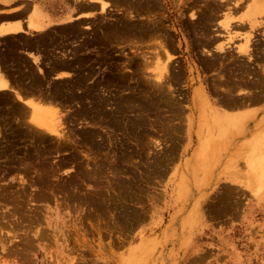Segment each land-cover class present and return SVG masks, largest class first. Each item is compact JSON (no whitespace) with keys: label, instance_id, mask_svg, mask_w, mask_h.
Segmentation results:
<instances>
[{"label":"rangeland","instance_id":"obj_1","mask_svg":"<svg viewBox=\"0 0 264 264\" xmlns=\"http://www.w3.org/2000/svg\"><path fill=\"white\" fill-rule=\"evenodd\" d=\"M217 1L105 0L106 10L108 9L105 14L101 15L95 10L96 14L89 17L91 14L83 13L78 18L88 16L90 19H77L73 23L56 25L30 39L15 38L7 42L5 55L10 68L13 66L11 71L15 74L14 79L18 84L16 86L22 91L33 87L38 88L37 90L40 88L43 93H52V97L57 100L50 99L51 102L48 100L49 102L41 103L63 111L62 114L66 117L64 126L69 132H66V137L59 139L50 136V139L47 134L45 136L30 131L25 121L16 120L21 117V103L13 98L15 96L11 97L13 92H0V193H3L0 194V264H264V163L251 166L247 162L249 157L261 155L259 153L264 148V139L261 138L263 143L260 146V140L247 146L257 138L253 136L254 138L250 137L249 140L242 137L243 134L216 135L203 132L205 130L199 133L192 130L214 123L211 122L210 116H204L203 109L207 110V107L201 101L198 91L201 87L212 101H226L230 94L238 97L234 89L237 90L236 86L243 81L250 85L256 83V89L251 90L264 95V24L256 27L250 60L243 54H237L235 50V46L242 42V36L233 38L231 42L227 41V53H217L213 50L215 42L224 40L226 32L220 25L216 26V20L225 18L222 13L225 12L224 8L229 0H220L222 3ZM112 4L117 6L114 8ZM189 10L190 13L191 10L196 13L194 18L187 15ZM218 10L221 13L219 18ZM231 11L238 24L241 18L245 19L243 7L238 6ZM127 13L132 14L129 16L131 18ZM149 20L154 21L150 23ZM235 21L232 25L235 29H240L239 33L247 29L244 24L236 26ZM134 23L145 28V31L134 30ZM154 33L160 41L153 37ZM147 36L150 37L147 39ZM132 37L136 40H132ZM145 39L150 43L145 44ZM152 39H156L155 42L158 43L162 41L174 56L170 63V75L163 86L153 84L155 82L140 62L141 50L145 52L143 54L150 55V50L153 51L154 47V51L161 49L160 43H155ZM142 41L144 45H140ZM27 42L35 43L38 47V54L29 52L28 55H39L41 71L32 59L22 57L21 51ZM150 45L152 48L149 49L147 46ZM130 46H134L135 50ZM129 48L133 52L137 51L134 53L138 56L129 52ZM137 48L141 50L138 51ZM201 49L204 51L201 52ZM24 62H27V66ZM116 62L118 63L115 64ZM63 63L70 66L66 68L71 73V76H68L70 78L54 76L59 65ZM119 66H124L123 72L122 68H117ZM1 71L0 75L3 77ZM142 75H147L149 80L141 77ZM216 81L220 84H215ZM26 84L33 86L28 87ZM169 84L170 88L167 87ZM221 104L224 105L223 102ZM250 105L246 106L252 107L251 111L248 110L250 113L253 108L254 111L257 110L258 106ZM259 108L261 109V106ZM259 108L256 115L261 111ZM175 112L180 115L175 116ZM245 118L250 127L251 120L255 117ZM94 123H98L97 126ZM226 123L224 122V125ZM185 127L190 129L186 128L185 131ZM19 178H24V182L18 181ZM19 182L23 183L22 186ZM69 185L71 186L68 187ZM75 186L77 189H74ZM15 193L17 195H14ZM90 201H93L92 204ZM92 210H95L96 214ZM25 228H28V231ZM39 231L38 235L43 233L41 237L36 234ZM36 235L41 240L38 241L37 238V241H34ZM5 237H10L13 241L10 242ZM43 237L45 238L42 239Z\"/></svg>","mask_w":264,"mask_h":264},{"label":"bare ground","instance_id":"obj_2","mask_svg":"<svg viewBox=\"0 0 264 264\" xmlns=\"http://www.w3.org/2000/svg\"><path fill=\"white\" fill-rule=\"evenodd\" d=\"M62 1V0H61ZM77 1H85V2H88V3H93V5H92V7H94L93 9H88V10H80L78 13H76V14H74V15H71V14H68L67 15V17L65 18V24L67 23H73L74 21H76L77 19H79L78 17H79V15H82L83 13L84 14H86V13H89V14H91V16L93 15H95L96 14V12H95V10L98 12V13H101V15H102V13H104V12H108L107 10H106V3H105V0H99V1H90V0H77ZM185 1V0H184ZM195 1V0H194ZM220 0H218L217 1V3L219 2ZM225 1H227V0H225ZM107 2V1H106ZM159 2V1H158ZM171 2H173V1H171ZM193 2V1H192ZM205 2V1H204ZM221 2V1H220ZM222 2H223V0H222ZM221 2V3H222ZM227 2H229V3H227L226 4V8H224L225 9V12L224 11H222V12H224V13H222L223 15L225 14V18L224 19H217L216 20V26L217 25H220L224 30H225V32H226V37H225V39L224 40H219V41H217V42H215V46L212 44V47L214 46L215 48H213V50L214 51H217V53L218 52H226L227 50H229V48H226L227 47V44H228V42H231V40H234L233 38H236V37H239V36H242L243 38H242V42L241 43H239V44H237L236 46H235V50H236V52H237V54L239 53V54H243L244 56H246L247 57V59H251L252 58V50H253V47H252V45H253V41H255V35L256 34H254L255 33V31H256V27H258V26H261L262 24H264V20H262V18L264 17V0H229V1H227ZM73 3V2H72ZM76 3V2H75ZM98 5V7H96V4ZM161 3H163V2H161ZM174 3V2H173ZM214 3V2H213ZM23 4V3H22ZM78 4V3H77ZM115 4V3H114ZM131 4V3H130ZM133 4V3H132ZM184 4V3H183ZM204 4H206V3H204ZM220 4V3H219ZM223 4H225V3H223ZM65 5V4H64ZM70 4H68V6H69ZM113 5V4H112ZM149 5V4H148ZM201 5V4H200ZM66 6V5H65ZM71 6H72V4H71ZM114 6V5H113ZM117 6V5H116ZM116 6H114V8L116 7ZM174 6V5H173ZM185 6H186V4H185ZM202 6V5H201ZM238 6H241V7H243V9L245 10V15H244V17H245V19H243V18H241V20L239 21V24H238V22L237 21H235V19H234V17H233V13H232V9L233 8H236V7H238ZM75 7V6H74ZM175 7V6H174ZM184 7V6H183ZM189 7V6H188ZM187 7V8H188ZM223 7H225V6H223ZM107 8H109V7H107ZM118 8L120 9V7L118 6ZM186 8V7H185ZM195 8H197V6L195 7ZM207 8V7H206ZM216 8V7H215ZM219 8H220V6H219ZM127 9V8H126ZM135 9V8H134ZM183 9V8H182ZM193 9H194V7H193ZM201 9V8H200ZM131 10V9H130ZM167 10V9H166ZM179 10H180V8H179ZM188 10V9H187ZM199 10V9H198ZM213 10V9H212ZM217 10V9H216ZM117 11V10H116ZM115 11V12H116ZM119 11V10H118ZM208 11V10H207ZM75 12V11H74ZM112 12V11H111ZM155 12V11H154ZM209 12H211V11H209ZM69 13V12H68ZM98 13H97V15H98ZM121 13V12H120ZM132 13V12H131ZM130 13V14H131ZM146 13V12H145ZM144 13V14H145ZM149 13V12H148ZM153 13V12H152ZM169 13V12H168ZM220 12H219V10H218V14H219ZM105 14V13H104ZM123 14V13H122ZM121 14V15H122ZM124 14H125V12H124ZM123 14V15H124ZM128 15V13H127V15H128V17L129 16H131V15ZM140 14V13H139ZM162 14H163V12H162ZM195 12H193V10H191V13H190V10L188 11V14L187 15H189V17L190 18H194V16H195ZM215 14H217V13H215ZM86 15H88V14H86ZM178 15V14H177ZM221 15V13L218 15V18H219V16ZM50 16V15H49ZM54 16V15H53ZM108 16V15H107ZM106 16V17H107ZM146 16V15H145ZM159 16V15H158ZM234 16H236V15H234ZM31 17V16H30ZM86 17H88V16H86ZM110 17V16H109ZM163 17V16H162ZM184 17V16H183ZM208 17V16H207ZM206 17V18H207ZM223 17V16H222ZM222 17H220V18H222ZM29 18V17H28ZM27 18V19H28ZM85 18V17H84ZM129 18H131V17H129ZM133 18V17H132ZM164 18V17H163ZM82 19V18H81ZM90 19V18H89ZM96 19V18H95ZM115 19V18H114ZM165 19H166V15H165ZM173 19V18H172ZM198 19V18H197ZM209 19V18H208ZM238 19V18H237ZM264 19V18H263ZM102 20H104V19H102ZM112 20H113V18H112ZM132 20V19H131ZM134 20V19H133ZM147 20H148V18H147ZM205 20V19H204ZM236 22L235 23V25L237 26V25H240V24H244V25H246V27H247V29L244 31H242L241 30V33H239L240 32V29L238 30V29H235L234 28V25H232V22H233V24H234V21ZM82 21V20H81ZM152 21H154V20H152ZM151 21V22H152ZM173 21V20H172ZM198 21V20H197ZM200 21V20H199ZM207 21H209V20H207ZM83 22V21H82ZM135 22V21H134ZM149 22H150V20H149ZM150 22V23H151ZM84 23V22H83ZM174 23V22H173ZM209 23V22H208ZM6 24V23H5ZM21 24V23H20ZM19 23H16V25L15 26H12V24H10L12 27H5L6 29L4 30V31H10V33L12 32V33H19V32H21V31H24L25 32V29L22 27V25H20ZM77 24H79V23H77ZM141 24H143V23H141ZM149 24V23H148ZM9 25V24H8ZM8 25H6V26H8ZM27 26H28V30H27V28H26V35L28 34V32H29V34H30V31L29 30H33V31H43L44 29V26L42 25H40L39 23H38V21H34L33 19H28V22H27V24H26ZM70 26V25H69ZM97 26V25H96ZM150 26V25H149ZM167 26V25H166ZM172 26V25H171ZM32 27V28H31ZM53 27V26H52ZM163 27V26H162ZM168 27V26H167ZM174 27V26H173ZM221 27H219V28H221ZM240 27V26H239ZM95 28V27H94ZM132 28H134V30H136V31H140V32H144L145 31V28H142V27H138L137 26V23H134V24H132ZM165 28V27H164ZM168 28H170V27H168ZM241 28V27H240ZM0 29H4L3 27H0ZM116 29V28H115ZM158 29V28H157ZM182 29V28H181ZM185 29V28H184ZM187 29V28H186ZM217 29V28H216ZM49 30V29H48ZM211 30V29H210ZM213 30V29H212ZM215 30V29H214ZM78 31V30H77ZM155 31V30H154ZM176 31V30H175ZM216 31V30H215ZM2 32V30H0V33ZM45 32V31H44ZM55 32V31H54ZM59 32V31H58ZM75 32V31H74ZM92 32H94V31H92ZM99 32V31H98ZM106 32V31H105ZM114 32V31H113ZM149 32V31H148ZM202 32V31H201ZM36 33V32H35ZM70 33V32H69ZM112 33V32H111ZM157 33H158V31H157ZM162 33V32H161ZM198 33V32H197ZM219 33V32H218ZM74 34V33H73ZM110 34V33H109ZM123 34V33H122ZM149 34V33H148ZM151 34V33H150ZM196 34V33H195ZM207 34V33H206ZM213 34V33H212ZM217 34V33H216ZM215 34V35H216ZM22 35V34H21ZM32 34H30L29 36H31ZM101 35V34H100ZM115 35V34H114ZM154 35H155V33H154ZM165 35V34H164ZM211 35V34H210ZM218 35V34H217ZM44 36V35H43ZM48 36V35H47ZM104 36V35H103ZM122 36V35H121ZM151 36V35H150ZM149 36V37H150ZM152 36H153V34H152ZM152 36L150 37V39L152 38ZM169 36V35H168ZM220 35H218V37H219ZM113 37V36H112ZM124 37V36H123ZM148 36L146 37L147 39L149 38ZM153 37H156V35L155 36H153ZM189 37V36H188ZM54 38V37H53ZM125 39H126V37H124ZM158 38H161V36L159 37L158 36ZM163 38V37H162ZM170 38V37H169ZM187 38V37H186ZM212 38V37H211ZM129 39V38H128ZM139 39V38H138ZM143 39V38H142ZM156 39H157V37H156ZM156 39H152L154 42L156 41ZM208 39V38H207ZM215 39V38H214ZM15 40V39H14ZM20 40V39H19ZM35 40V39H34ZM38 40V39H37ZM127 40V39H126ZM130 40V39H129ZM132 40H136V39H134V37H132ZM171 40V39H170ZM21 41V40H20ZM33 41V40H32ZM54 41V40H53ZM131 41V40H130ZM138 41V40H137ZM136 41V43L138 44V42ZM139 41H141V40H139ZM145 41H147V42H145V44L146 43H150V41H148V40H146L145 39ZM157 41H160V39L158 40L157 39ZM207 41V40H206ZM228 41V42H227ZM115 42H117V41H115ZM115 42H113V43H115ZM153 42V43H154ZM9 43V42H8ZM52 43V42H51ZM56 43V42H55ZM135 43V42H134ZM133 43V44H134ZM136 43L134 44L135 45V47H136ZM155 43H158V42H155ZM154 43V44H155ZM160 43V47H161V49L159 48V51H158V48H157V52L156 51H154V49H155V47H154V49H153V51H152V49L150 50L151 52V54L150 55H145V54H143V53H145V52H143L141 49H138V51H140L141 50V52H140V54H142V58H141V55H139L140 56V62H141V65H142V67H143V69L145 70V72L147 73V71L149 72V74H150V76L152 77L151 79H152V81L153 82H155V83H153L152 81V83L153 84H156L157 86H163V83L164 82H167V78L169 77V69H170V63H171V61H172V59H173V54L172 53H170L168 50L169 49H167L162 43V41L161 42H159ZM158 43V44H159ZM165 43H166V40H165ZM214 43V42H213ZM234 43V42H233ZM21 44V43H20ZM35 44V43H34ZM132 44V43H131ZM144 45V43H143V41L141 42V44L140 45ZM167 44V43H166ZM207 44H208V42H207ZM206 44V45H207ZM42 45V44H41ZM54 45V44H53ZM80 45V44H79ZM78 45V46H79ZM94 45V44H93ZM110 45V44H109ZM115 45V44H114ZM140 45H138V46H140ZM148 45V44H147ZM176 45V44H175ZM27 46V45H26ZM83 46V45H82ZM103 46V45H102ZM128 46V45H127ZM146 46V45H145ZM152 45H150V46H147L148 48L150 47V48H152L151 47ZM203 46V45H202ZM202 46H200L201 48H203ZM21 47V46H20ZM37 47V46H36ZM44 47V46H43ZM90 47V46H89ZM124 47V46H123ZM135 47L134 46H130V48L132 49V48H134L133 50H135ZM34 48H35V46H34ZM82 48V47H81ZM129 48V49H130ZM149 48V49H150ZM205 48V47H204ZM83 49V48H82ZM81 49V50H82ZM92 49V48H91ZM131 49H130V51L129 52H133V51H131ZM142 49H143V47H142ZM145 49V48H144ZM200 49V48H199ZM198 49V50H199ZM26 50V49H25ZM32 50V49H31ZM37 50V49H36ZM45 50V49H44ZM111 50V49H110ZM119 50V49H118ZM122 50V49H121ZM126 50V51H127ZM145 50H147V48L145 49ZM189 50V49H188ZM204 51V49H201L200 51L201 52H203ZM208 50V49H207ZM235 50H234V53H235ZM12 52H14L13 51V49L11 50ZM24 51V50H23ZM28 51V50H27ZM33 51V50H32ZM38 51L39 50H37V54H38ZM123 51V50H122ZM206 51V50H205ZM261 51V50H260ZM22 52V51H21ZM30 52V51H29ZM75 52V51H74ZM77 52V51H76ZM93 52H95V51H93ZM102 52V51H101ZM114 52V51H113ZM134 52H137V51H134ZM133 52V53H134ZM146 52H148V51H146ZM153 52H154V54H153ZM175 52V51H174ZM190 52V51H189ZM206 52H208V51H206ZM210 52V51H209ZM208 52V53H209ZM15 53V52H14ZM24 53V52H23ZM125 53V52H124ZM191 53V52H190ZM208 53H206V54H208ZM211 53V52H210ZM209 53V54H210ZM227 53V52H226ZM229 53H230V51H229ZM263 53V52H262ZM17 54V53H16ZM37 54H31V55H33L32 57H31V59H32V62H34L35 64H36V67H37V69L38 70H42L41 69V67L39 66V64L41 63V61H40V57H39V55H37ZM48 54V53H47ZM67 54V53H66ZM74 54V53H73ZM101 54H103V53H101ZM105 54V53H104ZM119 54H121V53H119ZM123 54V53H122ZM121 54V55H122ZM135 54V53H134ZM203 54V53H202ZM208 54V55H209ZM61 55H63V54H61ZM109 55V54H108ZM125 55H127V54H125ZM133 55V54H132ZM131 55V56H132ZM135 55H137L138 56V54L136 53ZM195 55H197V54H195ZM221 55V54H220ZM264 55V54H263ZM262 55V56H263ZM16 56V55H15ZM14 56V57H15ZM23 57V56H22ZM48 57V56H47ZM50 57H51V55H50ZM62 57V56H61ZM85 57H86V55H85ZM104 57V56H103ZM102 57V58H103ZM129 57V56H128ZM216 57V56H215ZM219 57V56H218ZM230 57V56H229ZM16 58V57H15ZM67 58V57H66ZM82 58V57H81ZM96 58H98V57H96ZM211 58H214V57H211ZM223 58V57H222ZM91 59V58H90ZM126 59V58H125ZM141 59H142V61H141ZM218 59V58H217ZM221 59V58H220ZM230 59V58H229ZM21 60V59H20ZM49 60V59H48ZM62 60H64V59H62ZM69 60V59H68ZM120 60V59H119ZM177 60V59H176ZM228 60V59H227ZM110 61V60H109ZM218 61V60H217ZM236 61V60H235ZM238 61V60H237ZM242 61V60H241ZM5 62V61H4ZM9 62V61H8ZM15 62V61H14ZM74 62V61H73ZM82 62V61H81ZM84 62V61H83ZM121 62V61H120ZM126 62H128V61H126ZM131 62V61H130ZM130 62H128V63H130ZM176 62V61H175ZM174 62V63H175ZM199 62V61H198ZM222 62V61H221ZM12 63V62H11ZM25 63V62H24ZM27 63V62H26ZM26 63H25V65H26ZM45 63H46V61H45ZM118 62H116L115 64H117ZM212 63V62H211ZM236 63V62H235ZM241 63V62H240ZM47 64V63H46ZM123 64V63H122ZM122 64H120V65H122ZM125 64V63H124ZM202 64V63H201ZM234 64V63H233ZM233 64H232V66H233ZM250 63L248 62V65H249ZM253 64V63H252ZM259 64V63H258ZM257 63H256V65H258ZM29 65V64H28ZM31 65V64H30ZM51 65V64H50ZM54 65V64H53ZM111 65V64H110ZM127 65V64H126ZM125 65V66H126ZM135 65V64H134ZM172 65V64H171ZM202 65H204V64H202ZM209 65V64H208ZM234 65H237V64H234ZM246 65V64H245ZM11 66V65H10ZM22 66V65H21ZM27 66V65H26ZM46 66V65H45ZM77 66V65H76ZM83 66V65H82ZM91 66V65H90ZM116 66V65H115ZM179 66V65H178ZM237 66H239V65H237ZM236 66V67H237ZM252 66V65H251ZM1 67V66H0ZM57 67V66H56ZM68 66H67V64H65V63H63L61 66L59 65V69L58 70H56L55 71V73H54V76L56 77V76H59V78H64V77H68V76H71V73H70V71H68L66 68H67ZM70 67V66H69ZM68 67V68H69ZM105 67V66H104ZM122 67H124V66H122ZM121 66H119V67H117V68H122ZM135 67V66H134ZM137 67H139V66H137ZM206 67V66H205ZM207 67H209V66H207ZM211 67V66H210ZM214 67V66H213ZM228 67V66H227ZM231 67V66H230ZM233 67H235V66H233ZM11 68H13V66L11 67ZM21 68V67H20ZM74 68V67H73ZM88 68V67H87ZM127 68V70H128V67H126ZM125 68V69H126ZM198 68V67H197ZM218 68V67H217ZM226 68V67H225ZM238 68V67H237ZM241 68V67H240ZM261 68V67H260ZM264 68V67H263ZM262 68V69H263ZM76 69V68H75ZM92 69V68H91ZM97 69V68H96ZM113 69V68H112ZM136 69V68H135ZM178 69V68H177ZM212 69H214V68H212ZM220 69V68H219ZM4 70V69H3ZM80 70V69H79ZM120 70V69H119ZM123 70V68L121 69V71ZM180 70V69H179ZM184 70V69H183ZM1 71V70H0ZM47 71V70H46ZM52 72H53V70H51ZM111 71V70H110ZM120 71V72H121ZM131 71V70H130ZM204 71V70H203ZM206 71V70H205ZM239 71V70H238ZM264 71V70H263ZM24 72V71H23ZM29 72V71H28ZM33 72V71H32ZM38 72V71H37ZM83 72H85V71H83ZM90 72V71H89ZM119 72V71H118ZM123 72V71H122ZM133 72H135L134 70H133ZM132 72V73H133ZM137 72V71H136ZM144 72V73H145ZM209 72V71H208ZM229 72V71H228ZM234 72H236V71H234ZM247 72V71H246ZM253 72V71H252ZM255 72V71H254ZM257 72H258V70H257ZM261 72V71H260ZM1 73H2V71H1ZM16 73V72H15ZM38 73H41V72H38ZM81 73V72H80ZM125 73V72H124ZM145 73V74H146ZM221 73H223V72H221ZM221 73H219V74H221ZM225 73V72H224ZM230 73V72H229ZM264 73V72H263ZM3 74V73H2ZM5 74V73H4ZM3 74V77H2V75H0V92H5V91H11V92H13V94H11V97L12 96H15V97H13V98H16V100L18 101V102H20L21 103V106H20V108H21V110H19V112L21 111V113H19V114H21V117H19V118H21V119H16V120H21V121H25L24 123H26L27 124V126H28V128L30 129V131H34V133L36 132H38L39 134L41 133V134H45V136H47V135H49L48 136V138H50V136H54V137H57V138H63L64 136H65V134H67L66 132H69V131H67L66 129H65V127L66 126H64V123H65V121H66V117H65V115L64 114H62V112L63 111H61V110H56V108H53V107H51V106H49V105H43L42 103H41V101H48V100H50V99H53V100H57V99H55L54 97H52V93H50L49 94V92L48 93H43V91H40V88H39V90H37V89H33V87H31V88H29V89H25V90H23L22 91V89L21 88H18V86H16V85H18V84H16V85H14L13 83H11L12 81H10L7 77H9V76H5ZM22 74V73H21ZM42 74H43V72H42ZM73 74V73H72ZM90 75H91V73H89ZM102 74V73H101ZM129 74V73H128ZM139 74V73H138ZM142 74V73H141ZM234 74L235 73H233V76H234ZM237 74V73H236ZM240 74V73H239ZM251 74V73H250ZM15 75V74H14ZM37 75V74H36ZM79 75V74H78ZM93 75V74H92ZM91 75V76H92ZM100 75V74H99ZM121 75V74H120ZM124 75H126V74H124ZM241 75H242V72H241ZM240 75V76H241ZM260 75V74H259ZM10 76H11V73H10ZM25 76V75H24ZM89 76V75H88ZM139 76V75H138ZM147 75H145V77H144V75H142L141 77H144V78H146V79H148L147 77H146ZM149 76V75H148ZM174 76V75H173ZM177 76V75H176ZM184 76H186V73H185V75ZM218 76V75H217ZM232 76V77H233ZM238 76V75H237ZM250 76V75H249ZM25 77H27V76H25ZM31 77V76H30ZM119 77V76H118ZM122 77H123V75H122ZM125 77H127V76H124V78ZM207 77V76H206ZM221 77H222V75H221ZM220 77V78H221ZM235 77V76H234ZM233 77V78H234ZM246 77H248L247 75H246ZM16 78V77H15ZM68 78H70V77H68ZM73 78V77H72ZM84 78V77H83ZM90 78V77H89ZM105 78V77H104ZM130 78V77H129ZM139 78V77H138ZM180 78V77H179ZM184 78V77H183ZM240 77H238V79H239ZM249 78V77H248ZM247 78V79H248ZM85 79V78H84ZM142 79V78H141ZM146 79H144V80H146ZM223 79H225V78H223ZM227 79V78H226ZM235 79V78H234ZM237 79V78H236ZM241 79H243L242 77H241ZM246 79V80H247ZM252 79V78H251ZM21 80V79H20ZM25 80H28V79H25ZM122 80H123V78H122ZM130 80H133V79H130ZM129 80V81H130ZM137 80H139V79H137ZM143 80V79H142ZM149 80V79H148ZM147 80V82H149ZM171 80V79H170ZM209 80V79H208ZM38 81V80H37ZM77 81H79V80H77ZM109 81V80H108ZM115 81V80H114ZM116 81H118V80H116ZM172 81V80H171ZM219 81V80H218ZM227 81V80H226ZM24 82H26V81H24ZM47 82V81H46ZM49 82V81H48ZM90 82V81H89ZM146 82V81H145ZM146 82V83H147ZM212 82V81H211ZM215 82V81H214ZM213 82V83H214ZM256 82V81H255ZM61 83V82H60ZM101 83V82H100ZM145 83V84H146ZM150 83V82H149ZM151 83V84H152ZM182 83H184V82H182ZM206 83H207V81H206ZM217 83H219V82H217L216 81V83L215 84H217ZM70 84V83H69ZM90 84V83H89ZM136 84V83H135ZM220 84V83H219ZM27 85V84H26ZM29 85V84H28ZM27 85V86H28ZM32 85V84H31ZM31 85H29V86H31ZM53 85V84H52ZM52 85H50V86H52ZM130 85V84H129ZM170 85V84H169ZM181 85V84H180ZM222 85V84H221ZM226 85V84H225ZM234 85H236V83L234 84ZM25 86V85H24ZM28 86V87H29ZM33 86V85H32ZM47 86V85H46ZM67 86V85H66ZM79 86V85H78ZM77 86V87H78ZM98 86V85H97ZM135 86V85H134ZM165 86V85H164ZM209 86V85H208ZM215 86V85H214ZM219 86V85H218ZM38 87V86H37ZM41 87V86H40ZM54 87V86H53ZM74 87V86H73ZM72 87V88H73ZM167 87H171V85L170 86H167ZM175 87V86H174ZM228 87H231V86H228ZM235 87V86H234ZM237 87V90H235L234 89V91H237V95H239L238 97H233L231 94H230V98H228L226 101H220L219 99L218 100H216V101H212L210 98H208V94L205 92V90H203V88L201 87V88H199L198 89V91H199V93H200V96H201V101H202V104L205 106V107H207V110H206V108H204L203 109V112H204V116H210L211 117V122H214L213 124H211V125H207V127H202V126H198L196 129H194V128H192V130H194L195 132H197V133H199V132H202L203 130H205V131H203V132H206V133H216V135H224V133H225V135H227L228 133H230V134H232V133H234V134H243L244 136H242V137H244V138H249V140H250V137H256L257 139H256V141H252L253 143H248V145L247 146H251V144L253 145L255 142H257L258 140H260L261 141V143L260 144H258V143H256V145L258 144V146H260L262 143H263V139H264V95H262V94H257L255 91H253V90H251V89H256V83H252V85H250V84H248L246 81H243L242 83H238V85L236 86ZM261 87V86H260ZM47 88H48V86H47ZM99 88V87H98ZM139 88V87H138ZM148 88V87H147ZM163 88V87H162ZM166 88V87H165ZM176 88H177V86H176ZM208 88V87H207ZM64 89V88H63ZM93 89H94V87H93ZM107 89V88H106ZM127 89V88H126ZM136 89H137V86H136ZM149 89V88H148ZM224 89V88H223ZM226 89H228V88H226ZM45 90V89H44ZM97 90V89H96ZM95 90V91H96ZM186 90V89H185ZM217 90V89H216ZM229 90V89H228ZM227 90V91H228ZM58 91V90H57ZM80 91V90H79ZM103 91V90H102ZM128 91V90H127ZM158 91H160V89L158 90ZM222 91V90H221ZM226 91V92H227ZM94 92V91H93ZM119 92V91H118ZM134 92V91H133ZM164 92V91H163ZM229 92H230V90H229ZM85 93H87V92H85ZM100 93V92H99ZM112 93V92H111ZM160 93H162V92H160ZM167 93V92H166ZM221 93V92H220ZM231 93V92H230ZM234 93V92H233ZM232 93V94H233ZM262 93H263V90H262ZM8 94V93H7ZM54 94V93H53ZM91 94H92V92H91ZM102 94V93H101ZM104 94V93H103ZM129 94V93H128ZM156 94V93H155ZM163 94V93H162ZM176 94V93H175ZM71 95V94H70ZM69 95V96H70ZM75 95V94H74ZM109 95V94H108ZM164 95V94H163ZM169 95V94H168ZM212 95H214V94H212ZM217 95V94H216ZM219 95V94H218ZM4 96V95H3ZM90 96V95H89ZM107 96V95H106ZM105 96V97H106ZM113 96V95H112ZM123 96V95H122ZM121 96V97H122ZM143 96V95H142ZM170 96H173V95H170ZM5 97V96H4ZM9 97V96H8ZM92 97V96H91ZM114 97H116V96H114ZM159 97V96H158ZM163 97V96H162ZM232 97V98H231ZM6 98V97H5ZM10 98V97H9ZM64 98V97H63ZM69 98V97H68ZM80 98V97H79ZM119 98V97H118ZM117 98V99H118ZM123 98H124V96H123ZM128 98V97H127ZM143 98V97H142ZM145 98V97H144ZM153 98V97H152ZM166 98H168V97H166ZM180 98V97H179ZM219 98V97H218ZM224 98V97H223ZM8 99V98H7ZM131 99H133V98H130V100ZM161 99V98H160ZM169 99V98H168ZM171 99V98H170ZM221 99H222V97H221ZM12 100V99H11ZM52 100V101H53ZM123 100V99H122ZM62 101V100H61ZM73 101H76V100H73ZM80 101V100H79ZM124 101V100H123ZM128 101V100H127ZM133 101V100H132ZM151 101V100H150ZM185 101H187V100H185ZM49 102V101H48ZM50 102H51V100H50ZM55 102V101H54ZM147 101H145V103H146ZM181 102V101H180ZM179 102V103H180ZM218 102H219V105H218ZM221 102H223L224 103V105H222L221 104ZM63 103V102H62ZM65 103V102H64ZM127 103V102H126ZM136 103V102H135ZM138 103V102H137ZM142 103V102H141ZM140 103V104H141ZM159 103V102H158ZM157 103V104H158ZM174 103V102H173ZM179 103H177L178 105H179ZM187 103V102H186ZM1 104V103H0ZM11 104V103H10ZM13 104V103H12ZM16 104V103H15ZM18 104V103H17ZM66 104V103H65ZM75 104V103H74ZM77 104V103H76ZM84 104V103H83ZM151 104H154V103H151ZM172 104V103H171ZM250 104H255V106H258V108L261 106V109L259 108V110H261L260 112H259V114H257L256 115V111L258 110V108H257V110L256 111H254V108H253V112L252 113H250L249 111H251L252 109H250V108H252V107H249V108H247L246 106H249ZM257 104V105H256ZM259 104V105H258ZM6 105H7V103H6ZM86 105H87V103H86ZM108 105V104H107ZM134 105V104H133ZM139 105V104H138ZM145 105V104H144ZM8 106V105H7ZM11 106V105H10ZM13 106V105H12ZM69 106V105H68ZM82 106V105H81ZM89 106V105H88ZM140 106V105H139ZM182 106V105H181ZM251 106V105H250ZM138 107V106H137ZM146 107V106H145ZM226 107V108H225ZM246 107V109H247V111H245L244 110V108ZM5 108V107H4ZM84 108V107H83ZM159 108V107H158ZM162 108V107H161ZM7 109V108H6ZM5 109V110H6ZM19 109V108H18ZM256 109V108H255ZM16 110V109H15ZM176 110V109H175ZM10 111V110H9ZM78 111H80V110H78ZM116 111H118V110H116ZM243 111H245V112H243ZM85 112V111H84ZM112 112V111H111ZM192 112V111H191ZM262 112V113H261ZM17 113V112H16ZM124 113V112H123ZM123 113H121V114H123ZM167 113V112H166ZM165 113V114H166ZM168 113H169V111H168ZM174 113V112H173ZM185 113V112H184ZM261 113V114H260ZM18 114V113H17ZM18 114V115H19ZM87 114V113H86ZM113 114H116V113H113ZM120 114V113H119ZM118 114V115H119ZM175 114H176V112H175ZM177 114H179V113H177ZM177 114L175 115V116H177ZM203 114V113H202ZM8 115V114H7ZM171 115V114H170ZM180 115V114H179ZM195 115V114H194ZM256 115V116H255ZM12 116V115H11ZM11 116H9V117H11ZM78 116V115H77ZM101 116V115H100ZM106 116V115H105ZM110 116V115H109ZM181 116H183V115H181ZM180 116V117H181ZM184 116L185 117H187L186 116V113L184 114ZM184 116H183V118H184ZM247 116H250V117H255L253 120H251V124L249 123V125H251L250 127L248 126V124H247V122H246V118L245 117H247ZM114 117H116V116H114ZM157 117V116H156ZM174 117V116H173ZM179 117V116H178ZM153 118H155V117H153ZM165 118H167V117H165ZM177 118V117H176ZM8 120H9V118H7ZM13 119H15V118H13ZM23 119V120H22ZM146 119H147V117H146ZM157 119H158V117H157ZM159 119H160V117H159ZM173 119H175V118H173ZM12 120V119H11ZM148 120V119H147ZM150 120H151V118H150ZM156 120V119H155ZM181 120V119H180ZM14 121V120H13ZM170 121V120H169ZM8 122H10V121H8ZM12 122V121H11ZM10 122V123H11ZM90 122V121H89ZM165 122H166V120H165ZM173 122V121H172ZM175 122V121H174ZM210 122V121H209ZM224 122H227L225 125H224ZM20 123H22V122H20ZM99 123V122H98ZM98 123H94L96 126H97V124ZM130 123V122H129ZM132 123H134V120H133V122ZM138 122H136V124H137ZM145 123V122H144ZM156 123V122H155ZM169 123V122H168ZM8 124V123H7ZM23 124V123H22ZM123 124V123H122ZM142 124V123H141ZM148 125H149V123H147ZM160 124V123H159ZM162 124V123H161ZM170 124V123H169ZM176 124V123H175ZM180 124V123H179ZM208 124V123H207ZM16 125V124H15ZM25 125V124H24ZM100 125H102V124H100ZM125 125V124H124ZM138 125V124H137ZM140 125V124H139ZM145 125V124H144ZM115 126H117V125H115ZM131 126V125H130ZM146 126V125H145ZM144 126V127H145ZM168 126V125H167ZM172 126V125H171ZM181 126H182V124H181ZM255 126V127H254ZM83 127V126H82ZM122 127H124V126H122ZM135 127V126H134ZM137 127V126H136ZM143 127V126H142ZM162 127V126H161ZM160 127V128H161ZM166 127V126H165ZM183 127V126H182ZM146 128V127H145ZM144 128V129H145ZM172 128V127H171ZM174 128H176V127H174ZM184 128V127H183ZM186 128L187 127H185V131H186ZM206 128V129H205ZM110 129V128H109ZM151 129V128H150ZM168 129V128H167ZM190 129V127H188L187 128V130H189ZM83 130H86V129H83ZM82 130V131H83ZM136 130V129H135ZM149 130V129H148ZM176 130H177V128H176ZM179 130V129H178ZM184 130V129H183ZM8 130H6V132H7ZM17 131V130H16ZM19 131V130H18ZM182 131V130H181ZM3 132V131H2ZM27 132H29V131H27ZM72 132V131H71ZM79 132H80V130H79ZM97 131H95V133H96ZM113 132V131H112ZM116 132V131H115ZM178 132V131H177ZM188 132V131H187ZM192 132V131H191ZM4 133V132H3ZM10 133V132H9ZM32 133V132H31ZM84 133V132H83ZM92 133H94V132H92ZM135 133V132H134ZM146 133H148V132H146ZM16 134H17V132H16ZM20 134V133H19ZM23 134V133H22ZM38 134V135H39ZM47 134V135H46ZM70 134H72V133H70ZM117 134V133H116ZM123 134V133H122ZM163 134V133H162ZM176 134V133H175ZM212 134H209V135H211L212 136ZM3 135V134H2ZM1 135V136H2ZM24 135V134H23ZM35 135V134H34ZM73 135V134H72ZM74 135H75V133H74ZM85 135V134H84ZM98 135V134H97ZM103 135V134H102ZM169 135V134H168ZM208 135V136H209ZM235 135V136H236ZM15 136V135H14ZM26 136V135H25ZM27 136H28V134H27ZM31 136H33V134H31ZM40 136V135H39ZM38 136V137H39ZM69 136H71V135H69ZM101 136V135H100ZM106 136V135H105ZM145 136H147V135H145ZM144 136V137H145ZM233 136V135H232ZM42 137H43V135H42ZM66 137V136H65ZM95 137V136H94ZM99 137V136H98ZM104 137V136H103ZM253 137V138H254ZM258 137L260 138V139H258ZM11 138V137H10ZM17 138V137H16ZM29 138V137H28ZM27 138V139H28ZM36 138V137H35ZM78 138V137H77ZM84 138V137H83ZM88 138V137H87ZM92 138V137H91ZM118 138V137H117ZM124 138V137H123ZM128 138V137H127ZM252 138V139H253ZM261 138H263V139H261ZM20 139H22V138H20ZM26 139V138H25ZM36 139H38V138H36ZM51 139V138H50ZM92 139H94V138H92ZM143 139V138H142ZM251 139V140H252ZM10 140V139H9ZM58 140V139H57ZM91 140V139H90ZM144 140V139H143ZM241 140H245V139H241ZM3 141V140H2ZM16 141V140H15ZM34 141V140H33ZM32 141V142H33ZM39 141V140H38ZM48 141H50V140H48ZM59 141V140H58ZM140 141V140H139ZM147 141V140H146ZM260 141H258V142H260ZM52 142V141H51ZM70 142V141H69ZM244 142V141H243ZM248 142V140H246V143ZM8 143V142H7ZM24 143V142H23ZM29 143V142H28ZM48 143V142H47ZM64 143V142H63ZM88 143V142H87ZM94 143V142H93ZM105 143V142H104ZM239 143V142H238ZM245 142H244V146H245V144H246ZM9 144V143H8ZM12 144V143H11ZM29 144H31V143H29ZM44 144H45V142H44ZM51 144V143H50ZM66 144V143H65ZM83 144V143H82ZM90 145L92 144V143H89ZM102 144H103V142H102ZM108 144V143H107ZM32 145V144H31ZM53 145V144H52ZM101 145V144H100ZM135 145V144H134ZM141 145V144H140ZM146 145V144H145ZM242 145V144H241ZM59 147L61 146V145H58ZM63 146V145H62ZM106 146V145H105ZM143 146H144V144H143ZM39 147V146H38ZM72 147V146H71ZM174 147V146H173ZM253 147V146H252ZM52 148V147H51ZM82 148V147H81ZM103 148V147H102ZM253 149V148H252ZM47 150V149H46ZM79 150V149H78ZM77 150V151H78ZM102 150V149H101ZM39 151V150H38ZM98 151V150H97ZM101 153V152H100ZM104 153V152H103ZM102 153V154H103ZM126 153V152H125ZM130 153V152H129ZM259 154H261V155H258V156H255L254 158L253 157H249L248 158V161L247 162H249V164L248 165H250L251 164V166L252 165H254L255 163H258V164H263L264 163V148L260 151V153ZM100 155V154H99ZM44 156H46V155H44ZM106 156V155H105ZM121 157L123 156V155H120ZM7 157V156H6ZM94 157V156H93ZM106 157H108V156H106ZM166 157V156H165ZM120 158V157H119ZM172 158V157H171ZM40 159V158H39ZM44 160H45V158H43ZM92 160V159H91ZM126 160H128L127 158H126ZM132 160V159H131ZM83 161V160H82ZM125 161V160H124ZM138 161V160H137ZM38 162V161H37ZM130 162V161H129ZM128 162V163H129ZM169 162V161H168ZM41 163V162H40ZM122 163V162H121ZM123 163H125V162H123ZM162 163V162H161ZM96 164V163H95ZM101 164V163H100ZM113 164V163H112ZM38 165V164H37ZM44 165V164H43ZM48 165V164H47ZM6 166V165H5ZM87 166V165H86ZM37 167V166H36ZM107 167V166H106ZM114 167V166H113ZM132 167V166H131ZM148 167V166H147ZM249 167V166H248ZM135 168V167H134ZM5 169V168H4ZM24 169V168H23ZM33 169L35 170V168L33 167ZM100 169V168H99ZM99 169H98V173H99ZM113 169V168H112ZM124 169V168H123ZM130 169V168H129ZM17 170V169H16ZM80 170V169H79ZM93 170H94V168H93ZM93 170H90V171H93ZM96 170H97V168H96ZM109 170V169H108ZM111 170V169H110ZM120 170H122V169H120ZM6 171V170H5ZM39 171V170H38ZM95 171V170H94ZM102 171V170H101ZM124 171V170H123ZM123 171H122V173H123ZM250 171V170H249ZM1 172V171H0ZM25 172V171H24ZM27 172V171H26ZM42 172V171H41ZM46 172H47V170H46ZM46 172H44V173H46ZM97 172V171H96ZM104 171H102V173H103ZM113 172V171H112ZM21 173V172H20ZM20 173H18V174H20ZM110 173V172H109ZM147 173H149V171L147 172ZM252 173V172H251ZM257 173V172H256ZM22 174V173H21ZM114 174V173H113ZM42 175H46V174H42ZM49 175V174H48ZM104 175V174H103ZM147 175V174H146ZM84 176V175H83ZM90 176V175H89ZM21 177V176H20ZM59 177V176H58ZM25 178V177H24ZM24 178H23V180H24ZM99 178V177H98ZM122 178V177H121ZM22 178H19V180L18 181H20ZM26 179V178H25ZM89 179V178H88ZM124 179V178H123ZM23 180H21L22 182H24ZM31 180H33V179H31ZM122 180V179H121ZM127 180V179H126ZM43 181V180H42ZM84 181V180H83ZM95 181V180H94ZM112 181V180H111ZM125 181V180H124ZM22 182H19L20 183V185H21V183ZM72 182V181H71ZM74 182V181H73ZM72 182V183H73ZM77 182V181H76ZM79 182V181H78ZM26 183V182H25ZM48 183V182H47ZM71 183V184H72ZM80 183V182H79ZM103 183V182H102ZM23 184V183H22ZM85 184V183H84ZM93 184V183H92ZM91 184V185H92ZM100 184V183H99ZM112 184V183H111ZM110 184V185H111ZM116 184V183H115ZM19 185V186H20ZM26 185H28V184H26ZM35 184H33V186H34ZM101 185V184H100ZM103 186H104V184H102ZM106 185V184H105ZM114 185V184H113ZM120 185V184H119ZM124 185V184H123ZM22 186V185H21ZM24 186V185H23ZM30 186V185H29ZM54 186V185H53ZM52 186V187H53ZM71 185H69L68 187H70ZM84 186V185H83ZM93 187L95 186V184L94 185H92ZM96 186H98V185H96ZM122 186V185H121ZM65 187V186H64ZM74 187V186H73ZM76 187V186H75ZM98 187H100V186H98ZM124 187V186H123ZM20 188V187H19ZM23 188V187H22ZM48 188V187H47ZM67 188V187H66ZM74 189H77V187L76 188H74ZM103 189V188H102ZM122 189V188H121ZM124 189V188H123ZM18 190V189H17ZM73 190V189H72ZM86 190H88V189H86ZM260 190V189H259ZM96 191V190H95ZM116 191H118L117 190V188H116ZM16 192H18V191H16ZM23 192V191H22ZM28 192H29V190H28ZM43 192V191H42ZM85 192H87V191H85ZM93 192V191H92ZM103 192V191H102ZM114 192V191H113ZM225 192V191H224ZM255 192V191H254ZM2 193V192H1ZM0 193V194H1ZM13 193H14V191H13ZM50 193V192H49ZM81 193V192H80ZM79 193V194H80ZM91 193V192H90ZM100 193V192H99ZM118 193V192H117ZM3 194V193H2ZM19 194V193H18ZM22 195H23V193H21ZM20 194V195H21ZM25 194V193H24ZM43 194V193H42ZM44 194H45V192H44ZM64 194V193H63ZM69 194V193H68ZM72 194H73V192H72ZM86 194H88V193H86ZM95 194V193H94ZM112 194V193H111ZM116 194V193H115ZM119 194V193H118ZM132 194V193H131ZM235 194V193H234ZM6 195H8L7 193H6ZM5 194H4V196H6ZM14 195H17V193H15ZM28 195V194H27ZM26 195V196H27ZM105 195H106V191H105ZM114 195V194H113ZM227 196L226 197H228V194H226ZM25 196V195H24ZM81 196V195H80ZM88 196H90V195H88ZM103 196V195H102ZM120 196V195H119ZM130 196V195H129ZM3 197V196H2ZM7 197V196H6ZM16 197V196H15ZM20 197V196H19ZM33 197V196H32ZM85 197V196H84ZM131 197V196H130ZM140 197V196H139ZM96 198V197H95ZM99 198H100V196H99ZM90 199H91V196H90ZM231 199L233 200V198L231 197ZM27 200V199H26ZM66 200V199H65ZM78 200V199H77ZM89 200V199H88ZM126 201V200H125ZM234 201H235V199H234ZM72 202V201H71ZM76 202V201H75ZM80 202V201H79ZM82 202V201H81ZM91 202V201H90ZM93 202V201H92ZM92 202H91V204H92ZM94 202L96 203V201L94 200ZM83 203V202H82ZM98 203V202H97ZM106 203V202H105ZM220 204V203H219ZM77 205V204H76ZM89 205V204H88ZM84 206V205H83ZM92 207V206H91ZM217 207V206H216ZM71 209V208H70ZM225 209V208H224ZM237 209V208H236ZM73 210V209H72ZM219 210V209H218ZM93 211V210H92ZM95 211V210H94ZM93 211V213H95L96 214V211L94 212ZM127 211H128V209H127ZM220 211V210H219ZM90 212V211H89ZM126 212V211H125ZM138 212V211H137ZM136 212V213H137ZM144 212V211H143ZM142 212V213H143ZM223 212V211H222ZM221 212V213H222ZM118 213H120V212H118ZM80 214H81V212H80ZM88 214H90V213H88ZM99 214V213H98ZM13 215V214H12ZM127 215V214H126ZM129 215V214H128ZM132 215H133V212H132ZM131 215V216H132ZM28 216V215H27ZM90 216V215H89ZM138 216V215H137ZM136 216V217H137ZM146 216V215H145ZM34 217H36V216H34ZM61 217V216H60ZM87 217V216H86ZM122 217V216H121ZM126 217V216H125ZM129 217V216H128ZM143 217V216H142ZM133 218V217H132ZM37 219V218H36ZM84 219V218H83ZM125 220V219H124ZM127 220H129V219H127ZM127 220H125V221H127ZM141 220V219H140ZM40 221V220H39ZM68 221V220H67ZM71 221V220H70ZM132 221V220H131ZM139 221V220H138ZM36 222H37V220H36ZM51 222V221H50ZM58 222V221H57ZM76 222V221H75ZM117 222V221H116ZM136 222V221H135ZM126 223V222H125ZM119 225V224H118ZM129 225V224H128ZM62 226V225H61ZM60 226V227H61ZM70 226H72V224L70 225ZM1 227V226H0ZM5 227V226H4ZM29 228H30V225L28 226ZM51 227H52V224H51ZM117 227V226H116ZM126 227V226H125ZM25 229H27V231H28V228H25ZM24 229V230H25ZM41 229V228H40ZM31 230V229H30ZM98 230V229H97ZM127 230V229H126ZM10 231V230H9ZM41 231H43V230H41ZM36 232V231H35ZM9 233V232H8ZM18 233V232H17ZM25 233H27V232H25ZM40 233V231L38 232V233H36L37 235ZM43 233H44V231H43ZM43 233H41L42 235H43ZM45 233H47V232H45ZM10 234V233H9ZM40 234V235H41ZM13 235V234H12ZM23 235V234H22ZM37 235H36V240H34V241H37V238H38V241H39V237H37ZM40 235H38V236H40ZM51 235V234H50ZM26 236H27V234H26ZM16 237V236H15ZM23 237V236H22ZM28 237H30V238H33V236L31 237V236H28ZM41 237V236H40ZM6 238V237H5ZM8 238V237H7ZM6 238V239H7ZM12 238V237H11ZM18 238V237H17ZM35 238V237H34ZM45 237H43L42 239H44ZM121 238V237H120ZM24 239H25V237H24ZM28 239V238H27ZM7 240H9L10 242L11 241H13L12 239H10V237H9V239H7ZM6 240V241H7ZM41 240V239H40ZM4 241H5V239H4ZM24 241V240H23ZM32 241V240H31ZM44 241V240H43ZM3 242V241H2ZM83 242H85V241H83ZM4 243H6V242H4ZM48 243V242H47ZM32 244V243H31ZM6 245V244H5ZM86 245V244H85ZM76 246V245H75ZM83 246V245H82ZM87 246V245H86ZM35 247V246H34ZM27 248V247H26ZM87 248V247H86ZM110 248H112V247H110ZM78 249V248H77ZM30 250V249H29ZM38 250V249H37ZM79 250V249H78ZM95 251V250H94ZM96 252V251H95ZM79 254V253H78ZM114 255V254H113ZM86 256V255H85ZM132 257V256H131ZM89 260V259H88ZM84 261V260H83ZM21 263V262H20ZM71 263V262H70ZM85 263V262H84ZM22 264V263H21ZM77 264V263H76ZM79 264V263H78ZM81 264H83V262H81ZM93 264V263H92Z\"/></svg>","mask_w":264,"mask_h":264},{"label":"crops","instance_id":"obj_3","mask_svg":"<svg viewBox=\"0 0 264 264\" xmlns=\"http://www.w3.org/2000/svg\"><path fill=\"white\" fill-rule=\"evenodd\" d=\"M68 4L70 5L68 6ZM92 5L93 3L91 4L85 1H77V0H73V1L72 0H62V1L61 0H0V27L4 28V29H0L2 30V32L0 33V66H1L0 70L4 69L3 71L5 72V74L9 76L8 79L12 81L11 83L14 84L16 81L14 79V75L11 71V68L6 59L7 57L5 55V46L7 42L15 38H29L30 39L32 37H35L36 35H39L40 33L44 31H47L48 29L52 28V26L54 27L56 25H63L65 24V18L67 17L68 14L74 15L78 13L80 10L81 11L88 10L92 7ZM96 7H98L97 4H96ZM93 8L94 7H92L91 9ZM84 17L89 18L92 16H89V17L82 16L79 19L81 18L85 19ZM27 18L28 19L31 18L34 21H38V23L44 26L43 28L44 30L40 32L29 30L30 34L32 35L29 36L30 35L29 32L26 35L27 33L26 28L28 30V26L26 25L28 22ZM16 23H19V24L21 23L20 25H22L26 33L24 31H21L19 33L18 32L10 33V31L9 32L4 31L7 27L10 28L12 26H15ZM10 24H12V26ZM36 46L37 45L34 43L27 42L25 44L24 51H22L24 52L22 56H25L26 58H29L31 60V58L28 55L29 51L36 53L38 50V47ZM10 73H11V76H10ZM16 84L17 82L14 85Z\"/></svg>","mask_w":264,"mask_h":264}]
</instances>
